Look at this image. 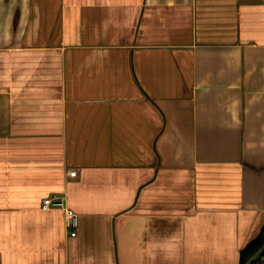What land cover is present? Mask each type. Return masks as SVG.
<instances>
[{"label":"crops","instance_id":"obj_1","mask_svg":"<svg viewBox=\"0 0 264 264\" xmlns=\"http://www.w3.org/2000/svg\"><path fill=\"white\" fill-rule=\"evenodd\" d=\"M263 227L264 0H0V264H240Z\"/></svg>","mask_w":264,"mask_h":264},{"label":"built area","instance_id":"obj_2","mask_svg":"<svg viewBox=\"0 0 264 264\" xmlns=\"http://www.w3.org/2000/svg\"><path fill=\"white\" fill-rule=\"evenodd\" d=\"M72 176L77 175V171L74 170L71 172ZM43 208H59L65 211V215L67 218V225L71 231L72 236L77 235V228L79 225V217L78 214L69 206H67L66 201L60 196H48L44 199Z\"/></svg>","mask_w":264,"mask_h":264},{"label":"trees","instance_id":"obj_3","mask_svg":"<svg viewBox=\"0 0 264 264\" xmlns=\"http://www.w3.org/2000/svg\"><path fill=\"white\" fill-rule=\"evenodd\" d=\"M264 244V227L260 235L249 243L241 252L240 264H246V262L263 246ZM264 258H260L255 264L261 261Z\"/></svg>","mask_w":264,"mask_h":264},{"label":"water","instance_id":"obj_4","mask_svg":"<svg viewBox=\"0 0 264 264\" xmlns=\"http://www.w3.org/2000/svg\"><path fill=\"white\" fill-rule=\"evenodd\" d=\"M264 256V244L263 246L246 262V264H255L260 258Z\"/></svg>","mask_w":264,"mask_h":264},{"label":"rangeland","instance_id":"obj_5","mask_svg":"<svg viewBox=\"0 0 264 264\" xmlns=\"http://www.w3.org/2000/svg\"><path fill=\"white\" fill-rule=\"evenodd\" d=\"M257 264H264V258L261 261H259Z\"/></svg>","mask_w":264,"mask_h":264}]
</instances>
